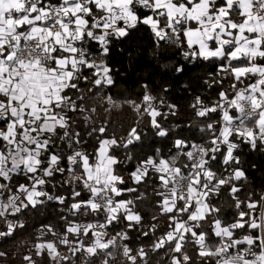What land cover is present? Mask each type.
<instances>
[{"label":"snow or ice","instance_id":"snow-or-ice-1","mask_svg":"<svg viewBox=\"0 0 264 264\" xmlns=\"http://www.w3.org/2000/svg\"><path fill=\"white\" fill-rule=\"evenodd\" d=\"M134 32L177 79L205 71L183 118L147 84L111 94ZM245 147L264 153V0H0V247L46 218L21 264H264Z\"/></svg>","mask_w":264,"mask_h":264},{"label":"trees","instance_id":"trees-1","mask_svg":"<svg viewBox=\"0 0 264 264\" xmlns=\"http://www.w3.org/2000/svg\"><path fill=\"white\" fill-rule=\"evenodd\" d=\"M123 49V52L121 51ZM179 57L173 58L170 52L160 50L155 52L151 38L143 32H134L130 38L117 42L112 53L110 63L115 70V86L111 94L117 100L136 99L143 92V85L147 84L154 95L165 96L180 108L183 118L188 96L182 90L185 82L196 84L201 81L205 71L201 68H188L180 79L172 71L174 64L179 62ZM167 87L168 93L162 90ZM105 116L101 110V118ZM111 123L119 128L129 127L133 120L131 110L127 107L122 110H113L109 114ZM241 159L247 170L252 186L259 189L264 185V153L250 152L248 148L241 150ZM25 223L23 231L3 243L0 250L7 251L10 259L4 264H21L20 257L26 251L25 242L30 243L39 234L36 229L46 222L43 215L29 214L22 218ZM19 253V255H16ZM15 255V259L12 257Z\"/></svg>","mask_w":264,"mask_h":264}]
</instances>
